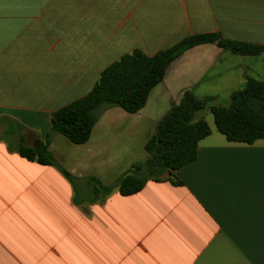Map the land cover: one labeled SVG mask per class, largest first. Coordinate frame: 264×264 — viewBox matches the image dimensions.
<instances>
[{
  "label": "crops",
  "instance_id": "0c3cea01",
  "mask_svg": "<svg viewBox=\"0 0 264 264\" xmlns=\"http://www.w3.org/2000/svg\"><path fill=\"white\" fill-rule=\"evenodd\" d=\"M202 33L264 46V0H0V264H264V138L207 122L193 161L117 187L185 90L228 103L247 76L264 80V52L196 45L137 112L102 107L80 144L50 130L122 55ZM41 145L52 164L19 153Z\"/></svg>",
  "mask_w": 264,
  "mask_h": 264
},
{
  "label": "trees",
  "instance_id": "16d2710c",
  "mask_svg": "<svg viewBox=\"0 0 264 264\" xmlns=\"http://www.w3.org/2000/svg\"><path fill=\"white\" fill-rule=\"evenodd\" d=\"M215 43L240 55H259L263 45L221 37L218 33L193 34L153 55L135 49L122 55L99 74L90 92L51 114V132L70 142H85L102 107L118 106L128 113L140 110L150 90L165 76L170 64L185 50L196 45ZM212 97H198L185 90L180 101L158 121L145 143L147 158L133 165L117 181L121 194L139 191L148 179H159L165 172L179 169L197 156L198 142L210 134L207 121L195 113L209 107L216 129L227 140L251 144L264 138V80L247 76L244 86L234 90L227 105L211 104ZM19 153L40 163H53L41 145L38 151L21 147Z\"/></svg>",
  "mask_w": 264,
  "mask_h": 264
},
{
  "label": "rangeland",
  "instance_id": "374dc122",
  "mask_svg": "<svg viewBox=\"0 0 264 264\" xmlns=\"http://www.w3.org/2000/svg\"><path fill=\"white\" fill-rule=\"evenodd\" d=\"M223 102V101H222ZM229 103V102H228ZM228 103H221V105H227ZM216 104H218V103H216ZM207 108V107H206ZM200 112H197V114H199ZM196 114V115H197ZM202 116L204 117V119L207 121V122H209L210 124H212L213 123V116H212V114H211V112H210V110L209 109H205L203 112H202Z\"/></svg>",
  "mask_w": 264,
  "mask_h": 264
}]
</instances>
